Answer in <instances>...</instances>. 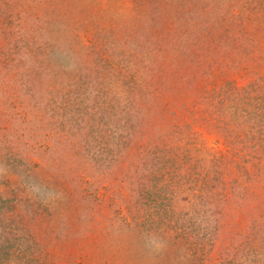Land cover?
Returning a JSON list of instances; mask_svg holds the SVG:
<instances>
[{
	"label": "rangeland",
	"instance_id": "1",
	"mask_svg": "<svg viewBox=\"0 0 264 264\" xmlns=\"http://www.w3.org/2000/svg\"><path fill=\"white\" fill-rule=\"evenodd\" d=\"M0 264H264V0H0Z\"/></svg>",
	"mask_w": 264,
	"mask_h": 264
}]
</instances>
